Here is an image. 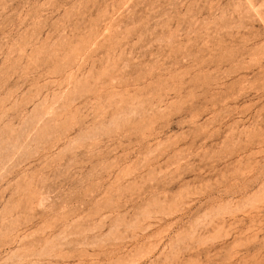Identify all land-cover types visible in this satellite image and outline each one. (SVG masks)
Here are the masks:
<instances>
[{"label":"rangeland","instance_id":"1","mask_svg":"<svg viewBox=\"0 0 264 264\" xmlns=\"http://www.w3.org/2000/svg\"><path fill=\"white\" fill-rule=\"evenodd\" d=\"M0 264H264V0H0Z\"/></svg>","mask_w":264,"mask_h":264}]
</instances>
